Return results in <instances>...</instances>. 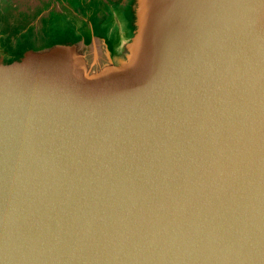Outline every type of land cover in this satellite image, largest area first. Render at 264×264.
I'll return each instance as SVG.
<instances>
[{"label":"water","instance_id":"95a60500","mask_svg":"<svg viewBox=\"0 0 264 264\" xmlns=\"http://www.w3.org/2000/svg\"><path fill=\"white\" fill-rule=\"evenodd\" d=\"M135 17L0 58V264H264V0Z\"/></svg>","mask_w":264,"mask_h":264},{"label":"flooded vegetation","instance_id":"af4514ba","mask_svg":"<svg viewBox=\"0 0 264 264\" xmlns=\"http://www.w3.org/2000/svg\"><path fill=\"white\" fill-rule=\"evenodd\" d=\"M2 1L0 58L5 63L23 54L21 60L30 50L52 45L75 44L92 37L114 41L118 33L109 36L114 14L118 18L117 26L124 30L122 44L127 43L136 30V0Z\"/></svg>","mask_w":264,"mask_h":264},{"label":"rangeland","instance_id":"374dc122","mask_svg":"<svg viewBox=\"0 0 264 264\" xmlns=\"http://www.w3.org/2000/svg\"><path fill=\"white\" fill-rule=\"evenodd\" d=\"M2 1V0H1ZM0 1V2H1ZM2 3H3V1H2ZM122 6V5H121ZM117 14V13H116ZM112 20H113V26L111 27V30H110V32H109V36H110V38L112 37V34H113V32H116V33H118V37L116 36V40H114V41H117L119 44H122V42H121V40H122V38L124 37V30L122 29V28H120V27H118L117 25L119 24V22H118V18H117V15H115L114 14V16L112 17ZM115 34V33H114Z\"/></svg>","mask_w":264,"mask_h":264},{"label":"trees","instance_id":"16d2710c","mask_svg":"<svg viewBox=\"0 0 264 264\" xmlns=\"http://www.w3.org/2000/svg\"><path fill=\"white\" fill-rule=\"evenodd\" d=\"M63 44H72V43H63ZM22 55H23V54H21V56L18 57V58H16V59L8 60L6 63H7V64H11V63H13L14 61H19L20 58L22 57Z\"/></svg>","mask_w":264,"mask_h":264},{"label":"crops","instance_id":"0c3cea01","mask_svg":"<svg viewBox=\"0 0 264 264\" xmlns=\"http://www.w3.org/2000/svg\"><path fill=\"white\" fill-rule=\"evenodd\" d=\"M5 0H3V2H4Z\"/></svg>","mask_w":264,"mask_h":264}]
</instances>
